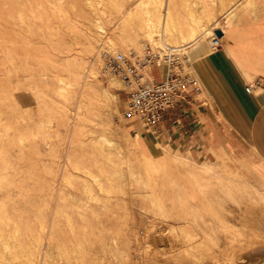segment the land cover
<instances>
[{"label": "rangeland", "instance_id": "obj_1", "mask_svg": "<svg viewBox=\"0 0 264 264\" xmlns=\"http://www.w3.org/2000/svg\"><path fill=\"white\" fill-rule=\"evenodd\" d=\"M127 1L128 0H0V38H1L0 39V152H1L0 168L3 166L2 163L6 162V164L4 163L3 164L6 165V167L8 168V173H11L9 174L10 175L9 179H6L5 176L3 175L4 177L2 179L0 178V181H3L6 186H9V182L13 180L16 183V186H13L11 188L5 187L4 189L3 187L0 186L1 187L0 204L3 202V199L10 198L9 196H11L10 199L15 201L17 200V203L15 205H10L9 207L13 208L14 206L16 208L17 211L15 212L16 213L15 215L17 218L21 219L20 232L22 230L26 235L29 236L28 237L23 232H21L19 237L22 236V238L20 239L21 241H18L19 238H16L17 236L15 237V235L14 236L12 235L14 234L13 229L15 230V225L9 222H8L9 225L7 223L3 224L5 226L2 227V231L4 228V233L2 232L3 234L1 233L0 234L4 236H0L1 238L3 237L2 240L0 239V243L4 242L5 244V242H7L8 245L6 244V246L8 248L6 247V249L8 250V252L6 249L4 250L5 245L0 244L2 245L1 246L2 248L0 247V253H1L0 255L5 258L9 254V252L11 253V250H13L14 251L13 254L12 253L9 254L10 257L14 256L15 254L14 257L18 260L21 256L23 260L25 259L27 260V262L25 263L23 260L22 262L20 258L19 261H21L20 262L21 264H27L28 262H29L28 264L31 263L37 264L39 262L37 261L33 262L31 260L33 259V256L34 258H37L36 255H39L40 253L45 255V253L47 252L46 248L44 249L46 251L45 252L43 251V249H39L42 248L41 246L40 247L37 246L43 245L44 248L45 247L44 245H47V243L44 244L45 242H47L44 241L45 238H48L46 237L47 236L46 234L48 232H52L51 229L52 230L55 229L56 232L57 230H59V234L54 235V233L52 232L54 235L53 237H55V239L57 240L59 236L57 241L62 242L63 245H68V250L67 247H65V249L68 251V255L72 257L71 258L72 260L70 259V261H72V264H76V263L78 264L80 258L83 260L82 257L84 256H86V259H88L87 257H89V254H91V252L94 258L90 255L89 258V260L91 259L90 262L85 259L86 260V261L84 260L85 264L88 262H89L88 264H97V263L101 264L102 263L101 261L103 262L105 261L103 264L105 263L116 264L115 261H117L118 264H123V263L125 264V262L126 264H189L190 262L186 263L188 261H191L192 263L194 261V263L196 264H199V262L197 261L200 262L202 261L200 264H214V263L264 264V255H260V256L254 255L255 252L257 253L258 250L264 244L259 242V240L264 237L260 236V233H258V232H262V233L264 232V230H262L263 226H261L264 224V220L262 219V217H264V202L262 201L263 200L262 198L264 196H261L264 194L263 189L258 188L257 186L254 185V183H252L246 177L234 171L231 168L230 164L228 163V160H225L223 158H217L215 161H212L213 159L209 157L207 161H204V159H201L200 161V159L196 158V156H194V153H191L189 149L178 148L174 145H169L168 142H160L158 144L150 145L148 149L139 140V136H136L137 139L134 140L133 136L130 135V128H129L130 126H128L127 124L128 120L123 116V111L126 107V102L128 99V95L123 88L124 85L117 77L116 78L111 77L108 79L104 78L102 72V69L104 67L103 54L107 53L109 50H105L102 52L98 48L89 50V48L88 49L86 48L87 45L85 46V41L83 40L86 32L91 31L92 33H95L96 30L99 29L97 28V24L95 23V20L96 18L101 17L102 21L105 22V26L107 30L105 36L113 38L118 45L120 44L119 46L121 47H119V51H123L124 53H129L130 51H134L136 53L141 52L144 45L151 42V39H147V38L143 39L139 37L140 34L137 33L139 31L133 30L132 27L127 26V29L129 27L128 29L129 31L126 30L128 31L127 36L136 39L139 44L136 49H133L130 47L127 48L125 42L123 43V41L120 40V37L118 35V31H119L118 27H120L119 24H124L126 21L124 15L119 11H121L120 10L121 8H126ZM135 1L136 3L142 2L143 4L140 14L141 20H143V18L146 20V18L148 17L147 15H151V18H153L154 14L160 11L159 12L160 20L158 21L156 20L157 29L156 28L153 29L154 35L152 34L153 35L152 40L155 41L157 40V38H161L163 33H165L164 34L165 42L172 46L180 47L182 45L190 44L191 59H192V64L194 65L193 60L198 56V54L194 53V45L191 42V40L187 39L188 40L187 41L182 39L181 40L175 39L171 41L172 38L170 37L172 33L170 34L169 29L174 31V26L176 22L177 24H181L182 27L186 29L183 30L187 31V29H190L191 26H195V25L198 26L199 23L197 24V22H194V19L192 18V16L194 17L198 16L197 18L200 17L202 20V23L204 25L203 28L204 30L202 29L203 31L201 30L198 32L197 38L199 37L200 38L197 43L201 42L202 45L206 47V50L207 49L210 50L209 46H211V49H214L212 47V43H210L211 37L208 38V36L211 35L209 28L213 27L215 24H219L221 28L227 25V23H229L235 17L234 16L230 17L229 20V17H227L226 13H228V11L233 7L235 3H238L239 1L243 2L244 0H236V1L235 0H172L170 5H168V0H134V2L132 3L133 7L137 5ZM249 1L250 0L248 1L245 0L244 6H241V8L239 7L238 10L247 6V3ZM251 1L254 2V0ZM168 7L170 8L172 12L171 14L173 15L172 20L170 19V15L167 13ZM92 8H95V10L97 9L98 12L106 8L109 12V13L107 12V14H110L109 17L112 14L111 18L112 17L113 18L111 19L108 17V15L106 16L103 15L102 13L95 14ZM155 9L159 11L157 12ZM208 16L210 17V19H208L209 18ZM225 16L226 19L224 18ZM105 17H108L110 21L112 20V22L108 23V18ZM170 23L173 28H170ZM155 29L156 31H154ZM167 34H169V36ZM103 40L106 41V39ZM4 41L6 42L4 43ZM175 42L176 44H174ZM123 45H125L126 48ZM101 47L103 48L104 45H102ZM13 58L16 61H18L17 60L18 58L20 63L19 61L14 62L15 60H13ZM85 62L86 64H90V62L96 64L98 75L100 74L98 76L99 77L98 80H96L99 88L104 87L108 89L111 93V97L108 99V101L110 102V105L113 107V109L110 108L111 110H113V115L112 116L110 115V117L105 112L106 109L102 108L100 105L101 103H99L95 98L93 99L92 97H88L87 99H84L81 102V106H83L86 110H88L87 113L88 119H94L93 115L95 116V114H93L94 113L93 110L89 109V107H93L95 110L100 111V118L96 119L97 121H100V124L97 122H95L94 124H90L88 122H85L86 119H84L83 122H76L74 116L72 115H71L72 119H70L69 121L68 119H66L67 114L62 112L63 110H58L57 107L53 106L56 104L58 106L64 105V106H68L73 111H76L75 109H77L76 107H78V103H79L78 100L76 99V96L78 97L79 95L78 89L80 85L71 84V82L74 83L75 79L69 73L78 74L79 64H85ZM17 63L21 67H19ZM18 68H21L24 71L19 73L17 71ZM21 69L18 70L22 71ZM16 72L18 74H16ZM24 72H26L27 78H23L25 77ZM22 73L23 75H21ZM58 79H63V81L60 82L61 84H59ZM111 79H116L118 83H120V86L113 87L111 85ZM29 84L31 86L33 85L32 87H34V89L32 87L31 89ZM48 88L52 89L53 91L52 90L49 91ZM57 89L59 90L60 93L57 92L58 91ZM67 96H69L70 98ZM64 97L66 98V100ZM70 99L71 101L73 99H76L77 101L73 100L75 103L70 102L69 101ZM68 102L70 106L67 104ZM115 108L118 110H115ZM26 110L27 113L25 112ZM41 111L45 113L43 114ZM119 111L120 113H117ZM28 114H30V116ZM41 116H43L44 118ZM26 117L29 120L28 119L26 120ZM20 118L22 119L21 121ZM80 124L84 127H78ZM137 127H139V129H142L140 128L141 126H137ZM105 147L109 148V150L107 149L106 152L107 155L104 154L105 152L103 153L101 151V150L103 151L106 150ZM68 150L70 153L68 152ZM110 150H113V152L112 151L110 152ZM102 154L105 157H103ZM109 155L113 156L112 159L113 158L114 159L112 160L110 157L111 161H109L110 160L108 158ZM174 155L186 158L185 159L186 162H190L191 160L198 164H208L211 166H215L216 173L215 174L207 173V172L202 173V171H198L193 168L191 169L190 166H186L185 164L180 163L179 161H175L173 159ZM70 159L74 165L70 162ZM161 159L163 162H160ZM77 160L78 162H76ZM95 162L96 163L99 162L100 164H97L96 168L98 169L94 168V170H92V168L96 166L94 165L96 164ZM102 162H103L102 164L103 166L101 165ZM75 163H82L81 164L82 169H80V166L78 168V166H76ZM149 164L153 166L155 164V166L153 167ZM88 165L90 166L88 169H86ZM121 166L124 167L121 168ZM126 166L128 169L126 168ZM150 166L151 168H149ZM84 168L86 169V171L88 170V172H91V175L90 173L85 172ZM102 168L104 171L100 172ZM90 169L92 171H90ZM132 169H134V171ZM120 170L121 172H118ZM116 171L117 174H115ZM124 171L125 173H123ZM93 172L96 174L98 173L97 175L100 176L94 177L96 174H94ZM105 173L106 176H104ZM111 173L113 175H111ZM131 173H133L134 176L137 175L136 178L132 177L133 175ZM119 174H121L122 176ZM193 174H197V176H195L197 177V179L193 177ZM0 175H2V172L0 173ZM106 177L108 178L110 177L111 179L109 178L108 180V178ZM219 177H223L228 180H234L236 185L237 182H239V186H242V188L241 187L240 188L241 189L245 188L242 191L243 193L245 192L244 196H246L248 200L247 199L243 200L245 202H242V204L240 203V205L237 204L236 202L232 203L231 201L230 203H227L226 208H224V206L221 204L222 202L220 201L224 198V192H223L224 187L223 184L219 182V179L217 180V178ZM235 177L236 179H234ZM98 178L100 181L98 180ZM126 178L128 180H126ZM129 180L131 181L132 184L129 183ZM116 183L118 185H116ZM247 183L251 184L250 186L257 187V189H259L260 194L261 192L262 194L260 195L259 192H255V191H253L254 196L253 194H250L251 190L249 188H246ZM89 184H91V187ZM111 184H113L112 185L113 189L110 188ZM88 187L91 188L90 193ZM109 188L111 191L112 190L113 191L112 192L109 191ZM85 189L88 190L86 191ZM104 189L106 190V192L108 191L112 194L107 192L108 194L107 196L105 192L103 193ZM13 191L15 192L10 193ZM85 191L90 195V197L92 196L91 194H93L92 193L93 191L95 193L93 194V196L94 195L96 196L97 194V196L100 197L94 196L95 198L94 199L92 198L93 197L92 196L90 198ZM131 192H133L132 193L133 195H131ZM257 193L259 194V196ZM149 194H150L149 197L145 196ZM127 196L128 198H126ZM73 197H76L78 199L75 200L76 198ZM107 197H109L111 200ZM259 197L261 199H259ZM66 198L68 199L66 200L67 202L65 200L63 201V199ZM98 198H100L101 200L103 199V202L105 201L104 202L105 204L107 203L106 200H109L108 203L110 202L109 205H111L112 207L109 206L108 204L104 205V203ZM96 199L97 202L100 200L99 203L102 202L103 205H100L99 203L97 204ZM119 199H121L122 201L121 200L119 201ZM62 201L66 203L63 204ZM92 201L94 202L93 204ZM80 202H85L86 204L85 203L81 204ZM243 203H245V205H243ZM87 204L91 208L94 207L95 208L93 210L90 209L89 207L86 208ZM127 206L129 207L127 208ZM60 207L63 209H61ZM99 207L102 208L100 209ZM12 208L9 210H12ZM67 209H68L69 218H68V214H66V216H64L63 214L65 213L64 212L65 210L67 211ZM83 209H84L83 212L84 214L82 213ZM102 209H103L102 211L103 213L100 214V212H97V214L100 216V219L98 220L96 219L98 218V215L97 214H96L97 216L94 215L95 211L96 210L99 211ZM137 209L139 212L137 211ZM159 209H161V211ZM225 209L231 210L230 213ZM62 210L64 211L61 212ZM90 210L92 211L90 212ZM130 211L132 213L133 212L135 213L132 214ZM78 212L79 213L81 212L83 215L81 213L79 214ZM70 213L73 215H71ZM224 213L230 216L229 220L231 225H234L235 228L238 227L236 229H239V230L231 229V231L228 233H231L232 235V231L233 233L234 231L235 232L243 231L244 233L246 232L245 235L243 234V236L242 235L238 236L236 232L235 233L236 235L231 236L227 232H224L223 230ZM89 214L90 216H88ZM140 214H142V216ZM70 215H71V221H70ZM84 216H86L87 218L85 217L84 219ZM162 216L165 218H163ZM51 217L53 219H51ZM132 217L136 219H133ZM168 218L170 221L167 220ZM46 219L48 220L46 221ZM132 219L133 222L135 223H132L131 221ZM44 220L47 223L50 222V224H46ZM118 220L121 223H119ZM42 221L45 223L46 229L47 228L50 229L49 231L46 230L43 234L42 231H40L42 230L43 227L41 226V224L43 223ZM69 221L71 227L73 222L74 226L72 228L74 229H72L69 226ZM195 222H197L198 224L201 223L202 227L196 224ZM126 223H128L127 226L129 231L128 229H126L127 228ZM85 224H91L92 227L87 225L88 228L86 227L87 229H85L83 227L86 226ZM101 224L102 227H100ZM186 224L188 227L185 226ZM6 225L9 227L11 225L10 227L11 232L10 230L9 232L5 231L8 229ZM130 225L133 226L130 227ZM177 225L180 227H178ZM259 225L261 228L259 227ZM123 226L126 227L125 232L123 230L121 232V229H124ZM103 227L107 229L108 232L110 229L111 230L110 233L114 232V230L119 232L115 231V233L113 234L112 233L108 234L107 231L105 230L106 233L104 235V233L102 232L104 230L102 229ZM181 227L183 228L181 229ZM25 228L30 229L31 235L27 234L29 233V230L26 231L27 229ZM69 228H71L73 232ZM132 228L134 229V231L136 230L138 231H136L135 233L130 232L133 231ZM90 229H92L91 233L87 232V230L90 231ZM172 229L176 230V233L179 234V237L175 236L173 238L172 235L169 234L171 233L169 231ZM184 229L185 231H183ZM80 230L81 231L83 230L82 232L83 233L86 232V233L83 234ZM95 230L96 232H93ZM144 230H146L149 234L147 233L148 234L147 235L146 231ZM215 230L218 234L215 233ZM70 231L74 234V236H72V233H70ZM56 232L55 234H57ZM186 232L187 234L188 232H190L189 233L190 236L188 238H182L181 235ZM33 233L34 234L41 233L42 235L46 233L45 234L46 236L45 237L43 236V239H41L42 237L38 238L37 235L33 236ZM116 233L117 234L119 233V236L121 235L122 237L118 238L114 236L116 235ZM256 233L261 238H259ZM262 233L261 235H264ZM86 234L89 239H91V237L94 239L89 240L87 237H85ZM97 235L98 237H96ZM108 235L111 236L109 237ZM4 237H7L8 239ZM14 237L17 240H15ZM31 237L35 240L32 241ZM71 237L74 238L73 241L71 240ZM78 237H83L79 239L80 240L85 239L86 242L83 240L82 244H80L82 240L79 241ZM100 237L104 240L106 239V241L104 242L103 240V242L109 245L107 246V244H105L106 248L108 247V249H106L103 246L104 244ZM176 237L181 238L182 239L181 241L183 240L186 241V242L183 241L184 246L182 242H177L178 239ZM192 237L196 238V240L194 239L195 241H192L193 240ZM257 237L259 238V240L256 239ZM11 238L12 240L13 239L14 240L12 241ZM99 238L101 241L100 243L98 240ZM109 238H111V240H109ZM38 239L42 240V241L40 240L39 243L40 242L43 243V241L44 243L39 244ZM76 239L78 242L75 241ZM87 239L91 242L89 243ZM107 239L108 242L110 241L109 243L107 242ZM118 239L119 240L121 239L120 240L121 243L114 244L113 242L117 241ZM28 241H31L29 242V245H28ZM35 241H37L38 245ZM96 241L98 244L96 243ZM148 241H150V243ZM174 241H176L175 245H174ZM16 242L17 244L18 243L19 244L17 245ZM67 242L68 244H66ZM76 242L77 243L80 242V243L77 244ZM195 242L198 244H195ZM200 242L205 243V245L208 248L205 249V247L202 246ZM83 243H86V245L87 243H89V245L93 244L92 247H95L96 249L94 250V248L92 249L90 248V246L88 247L86 245L82 247ZM111 243H112V247L115 248L119 244L122 246L126 243L128 244L127 247L129 246L130 249L124 247V249L126 248L125 249L126 253H124L123 249L119 250L123 248V246L122 247L120 246L121 248H119L118 246L119 249L117 250L116 248L117 250L116 251L115 248L114 249L110 248ZM10 244L12 245L13 249H11L12 247ZM192 244H195L194 245L195 247ZM15 245H17L18 248L22 246L23 247L18 249ZM34 245L35 246L37 245L36 247L38 248V250ZM75 245L77 246L74 249V253H76V255L78 253L79 255V253L81 252L80 256L77 255L78 257L74 254L75 257L77 258L80 257L78 260L76 259L77 262H75L76 261L74 259L75 257L72 256L73 253L70 252V250H72ZM185 245L188 246L190 245V246L185 249ZM26 246H28L29 249H31L30 251L33 252L32 255L30 254V251L28 252L29 249L27 250L28 247ZM98 246H100L99 250L103 252L98 251L97 249ZM24 247H26V250H24L25 249ZM69 247L71 249H69ZM171 247L174 250H171ZM78 248L82 250L79 252ZM194 248L196 249L197 252L195 251ZM214 248L216 250H214ZM15 249L18 250L23 249L22 252H24V254H22L21 251L18 250L17 253H15L16 251ZM77 249L78 252H76ZM89 249L93 250L94 252L91 250L89 252ZM184 249L187 252L193 249L194 252L191 251L192 254L190 252L187 255V252L184 251ZM256 249L257 251H255ZM2 250L6 251L7 255L4 254V251L2 253ZM85 250H88L87 252L89 253L87 254ZM37 251L40 253H38ZM42 251L45 253H43ZM173 251L176 252L174 253ZM36 252L38 254H36ZM96 252L101 253L102 255L103 253L104 255L109 254L107 257L108 258L110 257V259H108L104 255L101 256L100 254L99 255L95 254ZM19 253L20 255L22 254L20 257H19ZM25 253L26 254L29 253L30 254L29 256H31L32 258L29 257L28 254L26 255ZM56 253H58L57 250ZM69 253H71L72 255ZM122 253L124 254L123 256ZM194 253L198 254L197 255L198 257L195 256L196 254ZM115 254L117 255V257L119 256L118 259ZM127 254L128 256L130 255L129 256L130 258L125 259V255L127 256ZM23 255L27 257L26 258L24 257L25 258L24 259ZM193 255L195 257V260H192L194 259ZM228 255L234 258L233 263L227 262V260H225V258L227 259L226 256ZM1 256H0L1 263L3 259L6 261V263L9 262L11 264L14 261L13 264H16L15 258L14 260L12 257L13 260L12 262H10L9 260L11 259L9 258L4 259ZM96 256L98 257L95 259ZM101 257L103 258V260H97ZM122 257H124V260ZM198 258L199 260H197ZM105 259H108L109 261ZM56 261H59V259H56ZM73 261L75 263H73ZM17 264H19V262H17Z\"/></svg>", "mask_w": 264, "mask_h": 264}, {"label": "crops", "instance_id": "obj_2", "mask_svg": "<svg viewBox=\"0 0 264 264\" xmlns=\"http://www.w3.org/2000/svg\"><path fill=\"white\" fill-rule=\"evenodd\" d=\"M221 31L214 49L206 50L202 43L194 47L200 91L164 118L158 134L139 129L133 120L127 124L134 140L140 133L148 149L168 142L189 149L200 161L223 158L264 190V0L238 10Z\"/></svg>", "mask_w": 264, "mask_h": 264}, {"label": "bare ground", "instance_id": "obj_3", "mask_svg": "<svg viewBox=\"0 0 264 264\" xmlns=\"http://www.w3.org/2000/svg\"><path fill=\"white\" fill-rule=\"evenodd\" d=\"M236 1V0H235ZM245 1V0H244ZM244 1L243 2H241V1H239L238 3H235L234 5H233V7L228 11V13H226L227 14V17H229V20H230V17H236V15H237V10L239 9V7L241 8V6H244ZM246 1H248V0H246ZM134 2V0H128L127 1V5H126V8H121L120 10L121 11H119L120 13H122L123 15H124V17H125V23L124 24H119L120 25V27H118V35H119V37H120V40H122L123 41V43L125 42V45H126V47L128 48V47H130V48H133V49H136L137 47H138V41L136 40V39H134V38H132V37H129V36H127V34H128V29H129V27H128V29H127V26H130V27H132L133 28V30H136V31H139V32H137L138 34H140L139 35V37H141V38H147V39H151V42H154L152 39V37H153V35H154V32H153V29L154 28H156L157 29V27H156V22L158 21V20H160V17H159V10H157V9H159V8H157V9H155L158 13H156V14H154V17L153 18H151V15H147L148 17L146 18V20L143 18V20H141L140 19V14H141V8H142V6H143V4H142V2H139V3H136V1H135V3L137 4L135 7H133L132 6V3ZM172 2V0H168V5H170V3ZM253 1H249L248 3H247V6L250 8V7H253ZM231 4V3H230ZM94 6V5H93ZM125 6V5H124ZM247 6H245V7H247ZM92 7V6H91ZM93 9V12L95 13V14H99V13H102L103 15H108V17H109V15L110 14H107V12H108V10L106 9V8H104L103 10H101L100 12H98L97 11V9L95 10V8H92ZM168 9V14L170 15V19L172 20L173 18H172V12H171V10H170V8L168 7L167 8ZM20 12V11H19ZM144 12H145V10H144ZM109 13V12H108ZM147 13H150V12H147ZM145 14H146V12H145ZM191 14H192V12H191ZM153 15V14H152ZM21 16H22V14H21ZM98 16V15H97ZM111 16H112V14H111ZM111 16L109 17V18H111ZM120 16H122V15H120ZM146 16V15H145ZM108 17H105V18H108ZM143 17V16H142ZM198 17V16H197ZM197 17H194V16H192V18L194 19V22H197V24H198V26H191L190 27V29H187V31H185L186 29L185 28H183L182 27V25L181 24H177L176 22H175V26H174V31H172L171 29H169L170 30V34L172 33V35H171V37L170 38H172V40L171 41H173V40H175V39H182V40H187V39H190L191 40V42L193 43V45H194V47H197L201 42H199V43H197L198 41H199V38H197V34H198V32L199 31H201L203 28H204V25H203V23H202V20H201V18L199 17V18H197ZM209 17V16H208ZM21 18V17H20ZM96 18V17H95ZM109 18H108V23H111L112 22V20L110 21L109 20ZM113 18V17H112ZM111 18V19H112ZM115 18V17H114ZM155 18V19H154ZM226 18V17H225ZM208 19H210V17L208 18ZM94 20V19H93ZM157 20V21H156ZM227 20H228V18H227ZM107 22V21H106ZM219 22V21H218ZM228 22V21H227ZM95 23L97 24V28H99V29H97L96 30V32L95 33H92L91 31H88V32H86V34L84 35L85 37H84V41H85V46H86V48L88 49L89 48V50H92V49H94V48H98L99 50H101V52L102 51H105V50H109L108 51V53L109 52H116V51H119V47H121V46H119L118 44H117V42L113 39V38H111V37H107V36H105L106 34V26H105V22H103L102 21V18L101 17H98V18H96V20H95ZM219 24H215L213 27H211V28H209V30H210V32H211V35L210 36H208V38L209 37H211V40H210V43H212V36H213V33H214V31L216 30H219V29H222L221 28V26L219 27L218 26ZM132 28H130V29H132ZM170 28H173L172 27V25H171V23H170ZM156 29L154 30V31H156ZM183 29H185V30H183ZM126 30H128V31H126ZM204 30V29H203ZM202 30V31H203ZM208 30V31H209ZM132 31V30H131ZM158 31V30H157ZM164 31H166V30H164ZM176 31V32H175ZM130 33V32H129ZM206 33V32H205ZM153 34V35H152ZM157 34V33H156ZM164 34L165 33H163V38H164ZM130 35V34H129ZM159 35V34H158ZM168 36H169V34H167ZM204 35V34H203ZM207 35V34H206ZM132 36V35H131ZM143 36V37H142ZM161 36V37H162ZM169 38V37H168ZM206 38V37H205ZM1 39V38H0ZM3 39V38H2ZM103 39H106V41H104ZM4 40V39H3ZM180 40H177V41H180ZM84 41H83V43H84ZM188 41V40H187ZM208 41V40H207ZM221 41V40H220ZM220 41H219V43H220ZM6 41H4V43H5ZM101 42V43H100ZM209 42V41H208ZM122 43V44H123ZM197 43V44H196ZM82 44V43H81ZM174 44H176V42L174 43ZM196 44V45H195ZM102 45H104V47L102 48L101 46ZM125 45H123L124 47H125ZM182 46H185V45H182ZM188 46H190V44L188 45ZM125 47V48H126ZM85 50V49H84ZM87 52V51H86ZM123 52V51H122ZM93 53V52H92ZM8 56V55H7ZM12 57V56H11ZM15 57V56H14ZM16 58V57H15ZM13 60H15L14 58H13ZM17 60L19 61V59L17 58ZM18 61H14V62H18ZM19 63H20V61H19ZM16 64V63H15ZM18 64V63H17ZM12 66H13V64H12ZM18 66H19V64H18ZM19 67H21V66H19ZM97 66H96V64L95 63H92V62H90V64H86V62H85V64H79V67H78V74H73V73H69L72 77H74V79H75V81H74V83L73 82H71V84L72 85H80V87H79V95H78V97L76 96V99L78 100V102L80 103H78V107H76L77 109H75L76 111H73L71 108H69L68 106H58L57 104L56 105H53V106H55V107H57V109L58 110H63L62 112H64L65 114H67L66 115V119H68L69 121H70V119H72L71 118V115L72 116H74V119L76 120V122H83V120L84 119H86L85 120V122H88V123H90V124H94L95 122H97V123H99L100 124V121H97L96 119L97 118H100V111H97V110H95L93 107H89V109H91V110H93V114H95V116L93 115V118L94 119H88V110H86L83 106H81V102H82V100H84V99H87L88 97H92L93 99L95 98L99 103H101L100 105H101V107L102 108H105L106 110H105V112L109 115V117H110V115L112 116L113 115V110H111L110 108H112L113 109V107L110 105V102L108 101V99L111 97V93H110V91L108 90V89H106V88H99V86H98V84H97V82H96V80H98V76L100 75H98V72H97V68H96ZM17 68V67H16ZM18 69H21V68H18ZM17 69V71L20 73V72H23L24 70H22V71H19ZM13 70V69H12ZM16 70V69H15ZM15 72V71H14ZM16 74H18L17 72H16ZM20 75V74H19ZM21 75H23V73L21 74ZM24 75H25V77H23V78H27L26 77V72H24ZM45 75H47V74H45ZM21 77V78H22ZM45 77V76H44ZM113 78H116V77H113ZM59 80V84H61L60 82H62L63 81V79H58ZM25 81V80H24ZM28 82V81H27ZM26 82V83H27ZM32 84V83H31ZM27 85V84H26ZM30 85V84H29ZM111 85L113 86V87H119L120 86V83H118V81L116 80V79H111ZM33 86V85H32ZM31 85H30V88L32 87ZM33 89H34V87H32ZM31 88V89H32ZM59 88V87H58ZM60 88H61V86H60ZM59 88V89H60ZM21 89V88H20ZM49 89V88H48ZM30 90V89H29ZM50 90H52V89H49V91ZM58 90V89H57ZM61 90V89H60ZM53 91V90H52ZM51 91V92H52ZM47 92H48V90H47ZM46 92V93H47ZM56 92V91H55ZM57 92H59V90L57 91ZM56 92V93H57ZM77 92V93H78ZM60 93V92H59ZM62 93V92H61ZM58 94V93H57ZM63 94V93H62ZM61 96V95H60ZM65 96V95H64ZM66 97V96H65ZM64 97V98H65ZM67 97H69V96H67ZM70 98V97H69ZM73 98V97H72ZM75 98V97H74ZM76 99H73L74 101L76 100ZM33 100V99H32ZM65 100H66V98H65ZM71 101V99L69 100L70 102H74V101ZM76 100V101H77ZM67 101H68V99H67ZM75 103V102H74ZM46 104V103H45ZM69 106H70V104H69V102L67 103ZM66 104V105H67ZM98 104V103H97ZM23 105V104H22ZM20 106V105H19ZM28 106V105H27ZM71 107H72V105H71ZM60 108V109H59ZM99 108H100V106H99ZM42 109V108H41ZM53 109V108H52ZM56 109V110H57ZM91 110H89V111H91ZM115 110H118V109H116L115 108ZM26 113H27V110L25 111ZM30 112V111H29ZM28 112V113H29ZM42 112V111H41ZM59 112V111H58ZM99 112V113H98ZM16 113V112H15ZM24 113V112H23ZM32 113V112H31ZM30 113V114H31ZM43 113V112H42ZM45 113V112H44ZM43 113V114H44ZM56 113V112H55ZM73 113V114H72ZM117 113H120V111L119 112H117ZM30 114H28L29 116H30ZM60 114V113H59ZM64 114V115H65ZM115 114H116V111H115ZM20 115V114H19ZM42 115V114H41ZM17 116V115H16ZM60 116V115H59ZM62 116V115H61ZM4 117V116H3ZM2 117V118H3ZM5 117H6V115H5ZM41 117H43V116H41ZM51 117V116H50ZM49 117V118H50ZM19 118V117H18ZM44 118V117H43ZM46 118H48V117H46ZM24 119V118H23ZM28 118L26 117V120H27ZM54 119V118H53ZM22 119L20 118V121H21ZM29 120V119H28ZM49 120V119H48ZM51 120H52V118H51ZM50 121V120H49ZM17 122H19V121H17ZM25 122V121H24ZM30 122H32V121H30ZM43 123V122H42ZM41 123V124H42ZM32 124V123H31ZM57 124V123H56ZM77 124V123H76ZM35 125V124H34ZM42 126V125H41ZM64 126V125H63ZM40 127V126H39ZM78 127H84V126H82L81 124L78 126ZM46 129H47V127H46ZM46 131V130H45ZM139 134L140 133H137V136H139ZM42 135V134H41ZM47 135V134H46ZM54 135V134H53ZM52 136V135H51ZM55 138V137H54ZM45 139V138H44ZM48 139H49V137H48ZM44 141V140H43ZM79 142V141H78ZM80 143V142H79ZM90 143V142H89ZM97 146V145H96ZM66 147V146H65ZM93 147V146H92ZM106 148V150H101L105 155H107L106 154V152H107V149L109 150V148L108 147H105ZM99 149V148H98ZM77 150V149H76ZM114 150V149H113ZM113 150H110V152L112 151L113 152ZM86 151V150H85ZM117 151V150H116ZM53 152V151H52ZM68 152H69V150H68ZM67 152V153H68ZM77 152V151H76ZM75 152V153H76ZM83 152H84V150H83ZM1 153V152H0ZM70 153V152H69ZM108 153H109V151H108ZM117 153V152H116ZM100 154V153H99ZM99 154H98V156H99ZM119 154V153H118ZM4 155H5V153H4ZM76 155V154H75ZM101 155V154H100ZM102 156H103V154H102ZM70 157V156H69ZM74 157V156H73ZM72 157V158H73ZM92 157H93V155H92ZM101 157V156H100ZM103 157H105V156H103ZM110 157H111V159H112V157L113 156H110L109 155V159H110ZM2 158V157H1ZM107 158V157H106ZM107 158V159H108ZM92 159V158H91ZM108 159V160H109ZM111 159L109 160V161H111ZM114 159V158H113ZM112 159V160H113ZM128 159V158H127ZM173 159L175 160V161H179L180 163H183V164H185L186 166H190L191 167V169L193 168V169H196V170H198V171H202V173L203 172H207V173H212V174H215L216 173V168H215V166H211V165H208V164H198V163H196V162H193V161H191L190 160V162H186L185 161V159L186 158H184V157H180V156H177V155H174L173 156ZM1 160V159H0ZM4 160V159H3ZM95 160V159H94ZM69 161V160H68ZM73 161V160H72ZM127 161H129V160H127ZM70 162H71V159H70ZM75 162V161H74ZM76 162H78V160L76 161ZM91 162V161H90ZM101 162V161H100ZM113 162V161H112ZM111 162V163H112ZM116 162H118V161H116ZM160 162H163L162 161V159H161V161ZM4 164H6V162H3ZM2 163V167L0 168V173L2 172V175H0V178L2 179L4 176H5V178L6 179H9V174H11V173H8V168L6 167V165H4ZM72 163V162H71ZM96 163V162H95ZM157 163V162H156ZM73 164V163H72ZM76 164V166H78V168H79V166H80V169H82V163H75ZM97 164H100L99 162H97L96 164H94V165H96L95 167H93L92 168V170H94V168H96L97 167ZM103 164V162L101 163V165ZM153 164V163H152ZM74 165V164H73ZM113 165V164H112ZM123 165V164H122ZM124 165H125V163H124ZM126 165H127V162H126ZM149 165H151V164H149ZM75 166V167H76ZM89 166L90 165H88V167L86 168V169H88L89 168ZM103 166V165H102ZM117 166V165H116ZM129 166V165H128ZM151 166H153V165H151ZM151 166L149 167V168H151ZM154 166H155V164H154ZM153 166V167H154ZM98 167H100V166H98ZM110 167V166H109ZM122 167H124V166H121V168ZM91 168V167H90ZM114 168V167H113ZM118 168H120V167H118ZM126 168H127V166H126ZM14 169V168H13ZM60 169V168H59ZM85 169V168H84ZM86 169L84 170L85 172H88V170L86 171ZM96 169H98V168H96ZM100 169V168H99ZM128 169V168H127ZM61 170V169H60ZM79 170V169H78ZM77 170V171H78ZM91 169H90V171H92ZM123 170H125V169H123ZM133 171H134V169H132ZM131 170V171H132ZM63 171V170H62ZM101 171H104L103 170V168H102V170H100V172ZM111 171V170H110ZM130 171V172H131ZM85 172H82V173H85ZM112 172V171H111ZM118 172H121V170L120 171H118ZM231 172V171H230ZM79 173V172H78ZM88 173H90V175H91V172H88ZM94 173V172H93ZM123 173H125V171L123 172ZM81 174V173H80ZM94 174H96V173H94ZM94 174H93V176H94ZM98 174V173H97ZM95 175L94 177H96V176H98V175ZM115 174H117V171L115 172ZM128 174V173H127ZM132 175H133V173H131ZM4 175V176H3ZM14 175V174H13ZM104 175V174H103ZM109 175H110V173H109ZM111 175H113L112 173H111ZM119 175H121V174H119ZM15 176V175H14ZM79 176V175H78ZM100 176V175H99ZM98 176V177H99ZM104 176H106V173H105V175ZM122 176V175H121ZM136 176L137 175H133L132 177H134V178H136ZM139 176V175H138ZM191 176V175H190ZM195 176H197V174H193V177L195 178V179H197V177H195ZM233 176V175H232ZM239 176V175H238ZM111 177V176H110ZM109 177V178H110ZM114 177H115V175H114ZM114 177H113V179H114ZM75 178V177H74ZM100 178H102V177H100ZM106 178H108V177H106ZM109 178H108V180H109ZM130 178H131V175H130ZM134 178H132V179H134ZM83 179V178H82ZM111 179V178H110ZM118 179V178H117ZM219 179V182L220 183H222L223 184V187H224V189H223V192H224V198L222 199V200H220L221 202V204L224 206V208H226V204L227 203H230L231 201H232V203L233 202H236L237 204H239L240 205V203L242 204V202H245V201H243V200H246L247 198H246V196H244V193H243V191L242 190H244L245 188H243V189H241L242 188V186H239V182H237V185L235 184V182H234V180H228V179H225V178H223V177H219V178H217V180ZM234 179H236V177L234 178ZM240 179V178H239ZM238 179V180H239ZM80 180V179H79ZM98 180H99V178H98ZM126 180H128L127 178H126ZM74 181V180H73ZM97 181V180H96ZM100 181V180H99ZM106 181V180H105ZM111 181V180H110ZM121 181V180H120ZM108 182V181H107ZM173 182V181H172ZM126 183V182H125ZM129 183H131V181L129 180ZM174 183V182H173ZM113 184H115V183H113ZM113 184H111V186H110V188H112L113 189V187H112V185ZM132 184V183H131ZM145 184V183H144ZM197 184V183H196ZM90 185V187H91V184H89ZM89 185H87V186H89ZM103 185H105V184H103ZM116 185H118L117 183H116ZM127 185V184H126ZM146 185V184H145ZM175 185H176V183H175ZM198 185V184H197ZM240 185H242V184H240ZM245 185V184H244ZM244 185H243V187H244ZM251 184H246V188H249L251 191H250V194H253V196H254V192L253 191H255V192H259V189H257V187H255V186H250ZM0 186L1 187H3L4 189H5V187L7 188V187H13V186H16V183H15V181L13 180V181H10L9 182V186H6L5 185V183L3 182V181H0ZM85 186V185H84ZM86 186V187H87ZM178 186V185H177ZM250 186V187H249ZM0 187V188H1ZM90 187H88L89 188V193H90ZM116 187V186H115ZM119 187V186H118ZM201 187V186H200ZM241 187V188H240ZM93 188V187H92ZM98 188V187H97ZM107 188V187H106ZM110 188H109V191H111L110 190ZM122 188V187H121ZM15 189V188H14ZM63 189V188H62ZM71 189V188H70ZM86 191L88 190V189H85ZM92 190H94V189H92ZM91 190V191H92ZM108 190V189H107ZM118 190V189H117ZM123 190V189H122ZM85 191V192H86ZM113 191V190H112ZM111 191V192H112ZM115 191H116V189H115ZM180 191H181V189H180ZM208 191V190H207ZM15 191H13V192H10V193H14ZM83 192V191H82ZM106 193L107 194V192H106V190L104 189L103 190V193ZM126 192V191H125ZM246 192H247V190H246ZM253 192V193H252ZM9 193V194H10ZM80 193V192H79ZM87 193V192H86ZM93 194H95L94 193V191L92 192ZM108 193H110V192H108ZM121 193V192H120ZM133 192H131V195H133L132 194ZM207 193V192H206ZM263 193H264V191H263ZM16 194V193H15ZM77 194V193H76ZM93 194H91L92 196H93ZM105 194V195H106ZM110 194H112V193H110ZM123 194V193H122ZM258 194V193H257ZM259 194H260V192H259ZM259 194H258V196H259ZM261 194H262V192H261ZM260 194V195H261ZM84 195H85V193H84ZM87 195H89L88 193H87ZM99 195V194H98ZM101 195V194H100ZM126 195V194H125ZM51 196V195H50ZM73 196V195H72ZM91 196V197H92ZM95 196V195H94ZM94 196L92 197V198H94ZM96 196H97V194H96ZM95 196V197H96ZM107 196H108V194H107ZM111 196V195H110ZM109 196V197H110ZM113 196V195H112ZM141 196V195H140ZM145 196H150V194L149 195H145ZM257 196V195H256ZM261 196H264V194L263 195H261ZM10 198H11V196H9ZM78 197V196H77ZM89 197H90V195H89ZM90 197V198H91ZM97 197H100V196H97ZM109 197H107V198H109ZM121 197V196H120ZM125 197V196H124ZM131 197V196H130ZM248 197V196H247ZM10 198H5V199H3V202L0 204V225H1V230H0V233L1 234H3L4 233V228H3V231H2V227H5L3 224H8V222L9 223H13L14 225H15V230L13 229V232H14V234H12L13 236L15 235V237L16 238H19L18 239V241H21L20 239L22 238V236L21 237H19L20 236V234H21V232H23L22 230H21V232H20V222H21V219L20 218H17L16 217V208L13 206V208L12 207H9L10 205H15L16 203H17V200L15 201V200H12V199H10ZM63 198H65V197H63ZM73 198H76V197H73ZM102 198V197H101ZM116 198V197H115ZM126 198H128V196L126 197ZM254 198V197H253ZM252 198V199H253ZM53 199V198H52ZM78 198H76L75 200H77ZM95 199V198H94ZM98 199H100V198H98ZM110 199V198H109ZM259 199H261L260 197H259ZM263 200V202H264V197L262 198ZM66 201V200H68L67 198L66 199H63V201ZM71 200V199H70ZM90 200H92V199H90ZM101 200V199H100ZM100 200L97 202V199H96V202H97V204L100 202ZM104 200H106V199H104ZM111 200V199H110ZM121 199H119V201H120ZM136 200V199H135ZM155 200V199H154ZM248 200V199H247ZM19 201V200H18ZM62 201V202H63ZM80 201H82V200H80ZM102 202H103V199L101 200ZM107 201V203L105 204L104 202V205H109L110 204V202L108 203V201L109 200H106ZM117 201V200H116ZM122 201V200H121ZM125 201V200H124ZM131 201H133V200H131ZM180 201V200H179ZM178 201V202H179ZM252 201V200H251ZM20 202V201H19ZM67 202V201H66ZM66 202H63V204L64 203H66ZM79 202V201H78ZM89 202V201H88ZM102 202L101 203H99L100 205H103L102 204ZM113 202H115V201H113ZM112 202V203H113ZM81 204H83V203H85V202H80ZM80 203H78V204H80ZM90 203V202H89ZM94 202L92 201V204H93ZM161 203V202H160ZM77 204V203H76ZM86 204V203H85ZM96 204V203H95ZM96 204V205H97ZM118 204V203H117ZM49 205V204H48ZM99 205V206H100ZM163 205V204H162ZM243 205H245V203H243ZM64 206V205H63ZM72 206V205H71ZM109 206H111V205H109ZM124 206V205H123ZM139 206V205H138ZM155 206V205H154ZM82 207H84V206H82ZM81 207V208H82ZM87 207H89L90 209H94V208H91L90 206H88V204L86 205V208ZM105 207H107V206H105ZM112 207V206H111ZM129 206H127V208H128ZM12 208V210H9V209H11ZM61 208V207H60ZM81 208H80V211H81ZM86 208H85V210H86ZM89 208H88V210H89ZM100 208V207H99ZM102 208V207H101ZM100 208V209H101ZM108 208H110V207H108ZM132 208V207H131ZM140 208H141V206H140ZM142 208H144V207H142ZM61 209H63V208H61ZM60 209V210H61ZM107 209V208H106ZM133 209V208H132ZM158 209V208H157ZM45 210V209H44ZM77 210H79V209H77ZM92 210H90V212L92 211ZM128 210V209H127ZM144 210V209H143ZM160 211H161V209H159ZM185 210V209H184ZM226 211H228L229 213H230V211L231 210H229V209H225ZM40 211V210H39ZM64 210H62L61 212H63ZM103 211V209L102 210H99V211H95V214L94 215H96L97 214V212H100V214L101 213H103L102 212ZM132 211V210H131ZM130 211V212H131ZM137 211H138V209H137ZM146 211V210H145ZM144 211V212H145ZM164 211V210H163ZM223 211V210H222ZM65 213H63L64 214V216H66V214H68V209H67V211L65 210L64 211ZM67 212V213H66ZM84 212V209L82 210V213ZM105 212V211H104ZM111 212V211H110ZM139 212V211H138ZM147 212V211H146ZM246 212V211H245ZM50 213V212H49ZM59 213V212H58ZM79 213V212H78ZM81 213V212H80ZM79 213V214H80ZM81 213V214H82ZM132 213V212H131ZM133 213H135V212H133ZM132 213V214H133ZM143 213V212H142ZM40 214V213H39ZM46 214H48V213H46ZM62 214V213H61ZM71 214V213H70ZM84 214V213H83ZM82 214V215H83ZM91 214V213H90ZM90 214L88 215V216H90ZM113 214V213H112ZM145 214V213H144ZM207 214V213H206ZM239 214V213H238ZM44 215V214H43ZM42 215V216H43ZM56 215V214H55ZM71 215H73V214H71ZM71 215H70V221H71ZM98 215V214H97ZM96 215V216H97ZM124 215V214H123ZM122 215V216H123ZM139 215V214H138ZM141 216H142V214H140ZM188 215V214H187ZM41 216V215H40ZM46 216V215H45ZM44 216V217H45ZM50 216V215H49ZM92 216V215H91ZM95 216V217H96ZM110 216V215H109ZM108 216V217H109ZM121 216V217H122ZM128 216H130V215H128ZM127 216V217H128ZM134 216V215H133ZM144 216V215H143ZM189 216V215H188ZM47 217V216H46ZM80 217V216H79ZM85 217L86 216H84V219H85ZM115 217V216H114ZM125 217H126V215H125ZM135 217V216H134ZM163 217V216H162ZM168 217V216H167ZM229 215H226L225 213H224V216H223V219H224V222H223V230H224V232H230L231 231V229L232 230H239V229H236V228H238V227H234V225H231V223H230V220H229ZM255 217V216H254ZM39 218V217H38ZM68 218H69V214H68ZM83 218V217H82ZM87 218V217H86ZM111 218V217H110ZM120 218V217H119ZM133 218V217H132ZM163 218H165V217H163ZM170 218V217H169ZM169 218L167 219V220H169ZM189 218V217H188ZM35 219V218H34ZM51 219H53L52 217H51ZM95 219V218H94ZM96 219H100V216L98 215V218H96ZM95 219V220H96ZM107 219V218H106ZM126 219V218H125ZM130 219V218H129ZM128 219V220H129ZM133 219H136V218H133ZM133 219L131 220L132 221V223H135V222H133ZM262 219L264 220V217H262ZM48 219H46V221H47ZM83 220V219H82ZM112 220V219H111ZM166 220V219H165ZM257 220V219H256ZM262 220V221H263ZM39 221V220H38ZM45 221V220H44ZM45 221V222H46ZM70 221H69V226L71 227V225H70ZM119 221V220H118ZM152 221V220H151ZM170 221V220H169ZM40 222V221H39ZM43 222V221H42ZM99 222V221H98ZM101 222V221H100ZM108 222H111V221H108ZM113 222H114V219H113ZM160 222V221H159ZM189 222H191V221H189ZM198 222V221H197ZM197 222H195L196 224H198ZM55 223V222H54ZM58 223V222H57ZM67 223V222H66ZM119 223H121L120 221H119ZM129 223V222H128ZM128 223H126V227L125 226H123V228L124 229H121V232H122V230L125 232V230L126 229H128V226H127V224ZM168 223V222H167ZM174 223V222H173ZM253 223V222H252ZM46 224H50V222L49 223H47L46 222ZM109 224V223H108ZM118 224V223H117ZM166 224V223H165ZM180 224V223H179ZM9 225V224H8ZM12 225V224H11ZM11 225H10V227H11ZM86 226H83L85 229H87L88 227H87V225H89V226H91V224H85ZM100 225V224H99ZM199 226H201V223H199L198 224ZM13 226V225H12ZM41 226H43L42 227V230H40V231H42V234L47 230V231H49L50 229H46V225H45V223L43 222L42 224H41ZM53 226H55V225H53ZM74 225H73V222H72V227H73ZM105 226V225H104ZM133 226V225H132ZM131 225H130V227H132ZM178 226V225H177ZM183 226V225H182ZM186 227H188L187 226V224L185 225ZM212 226V225H211ZM261 226H263L262 228V230H264V224L263 225H261ZM6 227H8V229L7 230H5V231H8L9 232V230H10V227L9 226H7L6 225ZM27 227V226H26ZM28 227H30V226H28ZM49 227V226H48ZM71 227V228H72ZM75 227H76V225H75ZM87 227V228H86ZM92 227V226H91ZM90 227V228H91ZM100 227H102V224H101V226ZM167 227V226H166ZM174 227V226H173ZM178 227H180V226H178ZM194 227V226H193ZM202 227V226H201ZM235 229H234V228ZM259 227H260V225H259ZM71 228H69V229H71ZM83 228V229H84ZM126 228V229H125ZM133 228H135V227H133ZM132 228V229H133ZM148 228V227H147ZM183 227H181V229H182ZM261 228V227H260ZM6 229V228H5ZM25 229H27L26 231H28L29 230V233H27V234H29V235H31L30 234V229H28V228H25ZM72 229H74V228H72ZM71 229V231L73 232V230ZM101 229V228H100ZM102 229H104L102 232L104 233V235H105V230L107 231V229H105L104 227L102 228ZM101 229V230H102ZM149 229V228H148ZM155 229V228H154ZM164 229H165V227H164ZM168 229V228H167ZM24 230V229H23ZM57 230V229H56ZM100 230V231H101ZM252 230H254V229H252ZM261 230V231H262ZM51 231L54 233V235H58L59 234V230H57V232L55 231V229L54 230H52L51 229ZM70 231V233H72ZM81 231V230H80ZM83 231V230H82ZM81 231V232H82ZM85 231V230H84ZM91 231H92V229H90V231L89 230H87V232H90L91 233ZM99 231V232H100ZM110 229H109V232L107 231V233L109 234L110 233ZM115 231L116 230H114V232H111L112 234L113 233H115ZM128 231H129V229H128ZM136 231H138V230H136ZM136 231H134V229H133V231H130V232H136ZM144 231H146V230H144ZM165 231V230H164ZM179 231V230H178ZM183 231H185V229L183 230ZM256 231V230H255ZM3 232V233H2ZM10 232H11V230H10ZM12 232V233H13ZM52 232H48L46 235L44 234V235H42L41 233H38V234H34L33 233V236L34 235H37V237L38 238H41V239H43V236L45 237H48V238H45V240L44 241H47V242H45L44 243V241H43V243L44 244H46L47 243V245H44L45 247L43 248V245H39V246H37L38 245V243H39V241L41 240H39L38 239V243H37V241H35L36 243H37V247H42V248H39V249H43V251H45L44 249L46 248V250H47V252L45 253V252H43V253H45V255H43L42 253H40V252H38V253H40L39 255H36L37 256V258H34V256H33V259H31L32 257L31 256H29L30 254L32 255V253L33 252H31L30 250L31 249H29V247L28 246H26V247H28L27 248V250H28V252L30 251V254L29 253H27L28 254V256L29 257H31L30 259L34 262V261H37V262H39V263H37V264H72V261H70V259L72 258V257H70V255H68V245H63L62 244V242H60V241H57L58 240V238H59V236H58V238H57V240L55 239V237H53L54 235H53V233ZM55 232L57 233V234H55ZM62 232V231H61ZM93 232H96V230L95 231H93ZM101 232V233H102ZM116 232H119V231H116ZM157 232V231H156ZM160 232V231H159ZM169 232H171V233H169V234H171L172 235V237L174 238L175 236H177V237H179V234H177L176 233V230L175 229H172V230H170ZM237 232V233H236ZM234 231V233H233V231H232V235H238V236H240V235H242L243 236V234L245 235V233L242 231ZM258 232V231H257ZM24 233V232H23ZM83 233V232H82ZM81 233V234H82ZM86 233V232H85ZM85 233H83V234H85ZM110 233V234H111ZM148 232L146 231V234H147ZM189 233L190 232H188V234H187V232L186 233H184V234H182L181 235V237L182 238H188L190 235H189ZM215 233H217L216 232V230H215ZM236 233V234H235ZM252 233V232H251ZM258 233H260V236H263L264 237V235H261V233L262 232H258ZM0 234V236H4V235H1ZM6 234H7V232H6ZM10 234V233H9ZM25 234V233H24ZM77 234V233H76ZM137 234V233H136ZM145 234V235H146ZM149 234V233H148ZM147 234V235H148ZM218 234V233H217ZM216 234V235H217ZM228 234H230L231 235V233H228ZM257 234V233H256ZM262 234H264V232L262 233ZM26 235V234H25ZM42 235V236H41ZM88 235H89V233H88ZM93 235V234H92ZM126 235V234H125ZM139 235V234H138ZM137 235V236H138ZM143 235V234H142ZM170 235V236H171ZM196 235H198V234H196ZM229 235V236H230ZM231 235V236H232ZM7 236V235H6ZM9 236H11V235H9ZM26 236H28V235H26ZM32 236V237H33ZM72 236H74V234L72 233ZM77 236H79V235H77ZM76 236V237H77ZM83 236V235H82ZM101 236V235H100ZM109 236V235H108ZM111 236V235H110ZM109 236V237H110ZM114 236H116V237H118V238H121L122 236L120 235L119 236V233L117 234L116 233V235H114ZM140 236V235H139ZM164 236V235H163ZM194 236V235H193ZM227 236V235H226ZM257 236L259 237V235L257 234ZM14 237V239L15 240H17L16 238ZM29 237V236H28ZM28 237H26V238H28ZM31 237V238H32ZM36 237V236H35ZM85 237H87L88 238V236H87V234H86V236ZM96 237H98V235L96 236ZM106 237V236H105ZM104 237V238H105ZM115 237V238H116ZM144 237V236H143ZM142 237V238H143ZM148 237V236H147ZM176 237V238H177ZM197 237V236H196ZM245 237V236H244ZM256 238V239H258L259 240V238H261V237H259V238ZM3 238V237H2ZM2 238L0 237V239L2 240ZM4 238H7V237H4ZM10 238V237H9ZM13 238V237H12ZM12 238H11V240H12ZM31 238H30V240H31ZM34 238V237H33ZM32 238V241L33 240H35V239H33ZM79 238H83V237H78V239ZM101 238V237H100ZM100 238L98 239L99 240V243L101 242L100 241ZM112 238V237H111ZM111 238H109V240H111ZM114 238V237H113ZM129 238V237H128ZM127 238V239H128ZM137 238H139V237H137ZM149 238V237H148ZM171 238V237H170ZM191 238V237H190ZM193 238V240L192 241H195L196 240V238H194V237H192ZM217 238H218V236H217ZM8 239V238H7ZM13 239V240H14ZM37 239V238H36ZM73 239L74 238H72L71 237V240L73 241ZM89 239V238H88ZM87 239V240H88ZM92 239H94V238H92L91 237V239H89V240H92ZM102 239V238H101ZM135 239V238H134ZM147 239V238H146ZM154 239V238H153ZM178 239V240H177ZM177 239H175V240H177V242H182V244H183V241H185V240H183V241H181L182 239L181 238H177ZM180 239V240H179ZM195 239V240H194ZM235 239H236V236H235ZM264 238H262V239H260L259 240V242L260 243H264V240H263ZM6 240V239H5ZM10 240V239H9ZM10 240V241H11ZM12 240V241H13ZM60 240V239H59ZM82 240V241H81ZM79 239V241H81V243L80 244H82V242H83V240L85 241V239ZM88 240V241H89ZM97 240V241H98ZM103 240L104 239H102V242H103ZM121 240V239H120ZM119 239L117 240V241H114L113 243L114 244H118V243H121V241H120ZM125 240V239H124ZM131 240V239H130ZM138 240V239H137ZM149 240V239H148ZM213 240V239H212ZM218 240V239H217ZM9 241V242H10ZM11 241V242H12ZM42 241V240H41ZM70 241V240H69ZM75 241H77V239L75 240ZM87 241V242H88ZM97 241H96V243H97ZM106 241V239L104 240V242ZM112 241H113V239H112ZM111 241V242H112ZM119 241V242H118ZM146 241V240H145ZM159 241V240H158ZM168 241V240H167ZM191 241V240H190ZM10 242V243H11ZM29 242H31V241H28V245H29ZM35 242H33V243H35ZM78 242V241H77ZM76 242V243H77ZM86 242V241H85ZM91 241H89V243H90ZM103 242V246L106 248V246H105V244H107V243H104ZM107 242H108V239H107ZM110 242V241H109ZM108 242V243H109ZM149 243H150V241H148ZM147 242V243H148ZM165 242V241H164ZM169 242V241H168ZM173 242V241H172ZM175 242L176 241H174V245H175ZM186 242V241H185ZM198 242V241H197ZM214 242H215V240H214ZM256 242H258V241H256ZM41 243V242H40ZM39 243V244H40ZM43 243H41V244H43ZM71 243V242H70ZM69 243V244H70ZM79 243H77V244H79ZM89 243H87V245H86V243H83V245H82V247L83 246H90V248H94V250L96 249L95 247H92L93 246V244L91 245H89ZM144 243V242H143ZM192 243V242H191ZM194 243V242H193ZM201 243V242H200ZM217 243V242H216ZM0 244H2V245H5V248H4V250L6 249V244H7V242H5V244H4V242L3 243H0ZM12 244V243H11ZM10 244V245H11ZM14 244V243H13ZM16 244H17V242H16ZM19 244V243H18ZM17 244V245H18ZM21 244H23V243H21ZM31 244V243H30ZM66 244H68V242L66 243ZM73 244V243H72ZM98 244V243H97ZM102 244V243H101ZM122 244H124V243H122ZM152 244V243H151ZM179 244V243H178ZM181 244V243H180ZM195 244H198V243H196L195 242ZM195 244H192L193 246L195 245ZM202 244V246H204L205 247V249H207L208 247L205 245V243H201ZM2 245H0V247L2 246ZM8 245V244H7ZM17 245H15L16 247H17ZM33 245V244H32ZM126 245V246H125ZM127 245L128 244H124V245H122L123 246V248H121L122 246L119 244V245H117V250L119 249V248H121V249H119V250H124V253H126L125 251V249L127 248H129L130 249V247L128 246L127 247ZM171 245H172V243H171ZM173 245V246H174ZM218 245V244H217ZM216 245V246H217ZM222 245H224V244H222ZM221 245V246H222ZM20 246V245H19ZM35 246V245H34ZM35 246V247H36ZM71 246V245H70ZM73 246V245H72ZM76 246L77 245H75L74 247H73V249L72 250H70V252L71 253H73V255L71 254V253H69V254H71L72 256H74L75 257V255H76V253H74V249L76 248ZM79 246H81V245H79ZM100 246H102V245H100ZM100 246H98V251H100L99 250V247ZM107 246H109L108 244H107ZM114 246V245H113ZM118 246H119V248H118ZM121 246V247H120ZM148 246H149V244H148ZM158 246V245H157ZM160 246V245H159ZM183 246H184V244H183ZM190 246V245H189ZM188 245H185V249L186 248H188L189 247ZM192 246V247H193ZM211 246V245H210ZM261 246V245H260ZM11 247H12V245H11ZM23 247V246H22ZM22 247H20V248H22ZM26 247H24L25 249L24 250H26ZM36 247V249L38 250V248ZM65 247H67V250L65 249ZM124 247H126L125 249H124ZM192 247H190V248H192ZM195 247V246H194ZM197 247V246H196ZM199 247V246H198ZM212 247V246H211ZM219 247H220V245H219ZM223 247V246H222ZM2 248V247H1ZM8 248V247H7ZM18 248V247H17ZM20 248H18V249H20ZM32 248V247H31ZM64 248V249H63ZM81 248V247H80ZM110 248H115V247H112V243H111V246H110ZM116 248H115V250H116ZM174 248V247H173ZM11 249H13V247L11 248ZM18 249H15L16 251H15V253H17V250ZM35 249V248H34ZM35 249V250H36ZM69 249H71L70 247H69ZM79 249V248H78ZM78 249L76 250V252H78ZM83 249H85V248H83ZM88 249V248H87ZM101 249V248H100ZM104 249V248H103ZM106 249H108V247L106 248ZM105 249V250H106ZM176 249H178V248H176ZM184 249V251H186ZM195 249V248H194ZM4 250H2V253H3V251ZM7 250V249H6ZM23 250V249H22ZM22 250H18V251H21V253L22 254H24V252H22ZM56 250H57V252L58 253H56ZM82 250V249H81ZM80 249H79V252L81 251ZM90 250L91 249H89V252H90ZM102 250V249H101ZM116 250V251H117ZM157 250V249H156ZM171 250H174V249H172V247H171ZM182 250V249H181ZM214 250H216L215 248H214ZM33 251V250H32ZM40 251V250H39ZM73 251V252H72ZM86 251V253L88 254L89 252H87L88 250H85ZM91 251H93V250H91ZM110 251H111V249H110ZM129 251V250H128ZM164 251V250H163ZM183 251V250H182ZM191 251H193L194 252V250L192 249ZM191 251H189V252H187V255H188V253H190ZM195 251H196V249H195ZM229 251V250H228ZM255 251H257V249L255 250ZM7 252H8V250H7ZM13 250H11V253L13 254ZM25 252H27V251H25ZM36 252V254H38ZM94 252V251H93ZM100 252H103V251H100ZM106 252V251H105ZM109 252V251H108ZM174 253L176 252V251H173ZM197 252V251H196ZM10 252H9V254H11ZM55 255H54V254ZM81 253V252H80ZM80 253H79V255H78V253H77V255L78 256H80ZM114 253V252H113ZM128 253V252H127ZM180 253V252H179ZM1 254V253H0ZM4 254L5 255H7L6 254V251H4ZM8 254V255H9ZM21 254V255H22ZM26 254V253H25ZM26 254V255H27ZM75 254V255H74ZM87 254H85V255H87ZM95 254H100L101 256H103L104 255V253H103V255L101 254V253H95ZM95 254H93V255H95ZM129 254H130V252H129ZM160 254V253H159ZM177 254V253H176ZM191 254H192V252H191ZM194 254H196V253H194ZM211 254H214V253H211ZM210 254V255H211ZM227 254V253H226ZM233 254V253H232ZM7 255V256H8ZM20 255V253H19V257L21 256ZM76 255V256H77ZM84 255V254H83ZM90 255L92 256V252H91V254H89V257H87L88 259H86V256H84V257H82V255H81V257L83 258V260L80 258V260L78 261V264H85V262H84V260L86 259L87 261H89L90 262V260H89V258H90ZM109 255V254H108ZM108 255H104L105 257H107ZM116 255V254H115ZM119 255V254H118ZM124 254L122 253V256H123ZM157 255V254H156ZM162 255V254H161ZM160 255V256H161ZM198 254H196L195 256H197ZM203 255V254H202ZM231 255V254H230ZM230 255H228V256H226L227 257V259L225 258V260H227V262H230V263H233L234 262V258L232 257V256H230ZM234 255V254H233ZM255 256H260V255H264V244L262 245V247L258 250V252L256 253L255 252V254H254ZM1 256V255H0ZM2 257V258H4V259H6V258H9V259H11V260H9L10 262H12V260L15 258L14 256H15V254H14V256H12L13 257V259H12V257H10V255L8 256V257ZM17 256H18V254H17ZM69 256V257H68ZM77 256V257H78ZM130 256V255H129ZM128 256V254H127V256L125 255V259H128V258H130ZM191 256V255H190ZM236 256V255H235ZM22 257V256H21ZM20 257V258H21ZM26 258L27 256H24L23 255V258ZM57 257V258H56ZM73 257V258H74ZM77 257H75L74 259L76 260H78L79 258H77ZM93 258H94V256H92ZM91 257V258H92ZM98 256H96L95 257V259L97 258ZM116 257H117V255H116ZM115 257V258H116ZM119 257V256H118ZM118 257H117V259H118ZM127 257V258H126ZM198 257V256H197ZM201 257V256H200ZM199 257V258H200ZM203 257V256H202ZM20 258H19V260H20ZM24 258V259H25ZM102 258V257H101ZM101 258H99V259H97V260H103V258L101 259ZM108 258V257H107ZM123 258V260H124V257H122ZM193 258L194 259H192V260H195V257H194V255H193ZM199 258L197 259V260H199ZM242 258V257H241ZM16 259V258H15ZM14 259V260H15ZM28 259V258H27ZM55 259V260H54ZM56 259H59V261H56ZM73 259V260H74ZM94 259V260H95ZM108 259H110V257L108 258ZM108 259H105V260H108ZM202 259V258H201ZM1 260V259H0ZM7 260V261H8ZM17 260V261H16ZM15 260V263L17 264V262H19V264H21L20 262L23 260L22 258H21V261H19L18 259H16ZM29 260V259H28ZM72 260V259H71ZM74 260V261H75ZM77 260L75 261V262H77ZM82 260V261H81ZM85 260V261H86ZM96 260V261H97ZM178 260H180V259H178ZM185 260V259H184ZM219 260V259H218ZM4 261V262H3ZM25 263L27 262V260L25 259V260H23ZM22 261V262H23ZM56 261V262H55ZM73 261V263H75ZM93 261V260H92ZM109 261V260H108ZM111 261V260H110ZM129 261V260H128ZM204 261V260H203ZM216 261H217V259H216ZM245 261V260H244ZM88 262V263H89ZM102 263L101 264H103L104 262L103 261H101ZM107 262V261H106ZM116 262V264H118L117 263V261H115ZM123 262H125V261H123ZM190 262V263H189ZM197 262H199V264L202 262H200V261H197ZM221 262V261H220ZM1 263V262H0ZM2 263H6V261L5 260H3L2 259ZM1 263V264H2ZM8 264H10L9 262H7ZM6 263V264H7ZM14 263V261L11 263V264H13ZM29 263V262H28ZM27 263V264H28ZM88 263H86V264H88ZM94 263H96V262H94ZM121 263V262H120ZM163 263V262H162ZM167 263V262H166ZM186 263H189V264H196V263H194V261H193V263L191 262V261H188V262H186ZM32 264V263H31ZM77 264V263H76ZM98 264V263H97ZM106 264V263H105ZM107 264H109V263H107ZM115 264V263H114ZM124 264V263H123ZM125 264H126V262H125ZM214 264H216V263H214ZM221 264V263H220ZM222 264H224V263H222ZM242 264V263H241ZM251 264V263H250Z\"/></svg>", "mask_w": 264, "mask_h": 264}, {"label": "built area", "instance_id": "obj_4", "mask_svg": "<svg viewBox=\"0 0 264 264\" xmlns=\"http://www.w3.org/2000/svg\"><path fill=\"white\" fill-rule=\"evenodd\" d=\"M219 41L215 30L212 47ZM103 57L104 78H119L128 95L123 116L154 133L160 132L167 115L180 110L182 101L200 91L188 45L175 47L161 37L145 44L139 53L116 51ZM252 89L253 85L247 88L249 92Z\"/></svg>", "mask_w": 264, "mask_h": 264}, {"label": "water", "instance_id": "obj_5", "mask_svg": "<svg viewBox=\"0 0 264 264\" xmlns=\"http://www.w3.org/2000/svg\"><path fill=\"white\" fill-rule=\"evenodd\" d=\"M216 35L221 38L222 37V31L221 30H217L216 31Z\"/></svg>", "mask_w": 264, "mask_h": 264}]
</instances>
